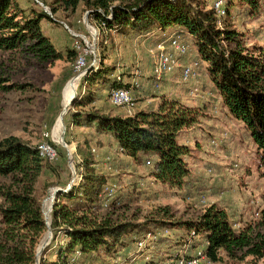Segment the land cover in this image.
<instances>
[{
    "label": "rangeland",
    "instance_id": "1",
    "mask_svg": "<svg viewBox=\"0 0 264 264\" xmlns=\"http://www.w3.org/2000/svg\"><path fill=\"white\" fill-rule=\"evenodd\" d=\"M15 1L27 13L30 9H43L50 16L52 20L42 21V32L63 56L59 61L41 62L23 49L11 53L0 52V75L10 83L23 86L10 92H0V141L14 136L31 147L47 145L56 152L57 160L43 162L44 168L34 184L33 195L41 205L43 218L46 219L48 214L47 200L50 196L53 197L55 190L78 186L81 181L78 146L92 154L95 171L106 178L109 184L107 187L113 188L110 195L105 194L107 187L100 194L98 204L101 207L96 211L97 219L113 224L149 222V231L154 235L153 237L147 233L143 240L130 247L129 252L121 253L115 259L101 257L99 261L85 260L77 253L65 264H151V261L155 264H172L174 259L185 257L180 254L181 258H174L180 248L175 246L179 232L168 227L159 229L153 221L176 224L197 220L213 204L225 209L235 229L259 219V212L264 209V165L259 161L256 144L247 133L245 125L226 112L216 89L208 76L204 75L206 63L199 57L189 36L178 32L161 33L163 40L154 45V36L148 38L121 35L105 27L100 28L98 22L88 17V11L82 3L72 11L65 10L57 0ZM219 1L222 0H194V3L205 9L216 10ZM133 2L134 0H113V5L121 6ZM227 5L225 0L221 6L223 16L220 14L219 17L225 16L226 8L229 9L230 16L225 18V22L221 21L220 27L230 24V30L234 29L243 35L247 47L257 46L264 53V0L256 10L237 3ZM53 8L55 12L52 11ZM74 34L84 37L81 46L87 49L88 55L83 57L84 68L77 65L76 57L70 59L66 54L67 50L74 48L75 55L82 57L81 49L75 43H80V40ZM174 37L187 47V57L197 58L195 61L181 65L180 59L186 55L177 53V57L169 46V41ZM159 45L163 46L164 53L173 52L178 59V66L172 74L180 71V81H169L174 86V91L169 95L176 97L182 104L201 109L197 123L184 129L177 137L179 145H186L193 150L184 158L191 173L181 188L162 185L153 180L151 173L155 167L154 156H143L138 161L124 156L110 135H98L92 127L74 125L69 112L74 111L71 101L78 95L95 96V102L87 106L86 111L97 110L104 114L130 116L145 107L156 108V102L149 99L155 96L160 100L163 96L162 89L149 96V99L139 96V100L134 101L132 95L131 108H117L108 103L106 89L88 88L84 79L89 67H112L113 77L125 82L130 80L133 76L131 73L134 72L128 88L132 94L133 84L138 83L135 88L140 86L136 79L140 72L134 69L138 66L142 72H152L157 89L160 81L166 78L164 75L158 80L154 72ZM196 62L198 66L193 69V78L183 83L180 69L190 65L193 68ZM76 69H83L84 76L77 73ZM201 70H204L203 73ZM80 74L81 78L78 77ZM69 75L72 78L67 80ZM197 77L198 83H195L193 80ZM64 144L66 147L63 148ZM146 160L150 161L149 165ZM0 188L15 191L18 186L14 185L12 178L0 177ZM50 223L49 219V226ZM1 227L0 224V231ZM200 245L191 250V254L199 259L200 264H264V257L256 261L251 257H242L238 252L235 258H230L223 250H220L222 261L213 263L202 255L204 245ZM62 246V236L57 235L52 240V233L49 237L46 230L36 249V264H64L57 259V252Z\"/></svg>",
    "mask_w": 264,
    "mask_h": 264
},
{
    "label": "trees",
    "instance_id": "2",
    "mask_svg": "<svg viewBox=\"0 0 264 264\" xmlns=\"http://www.w3.org/2000/svg\"><path fill=\"white\" fill-rule=\"evenodd\" d=\"M236 1L226 0L227 6L237 3L256 10L262 0ZM57 3L72 11L82 3L89 18L98 22L100 28L116 34L148 37L151 33L161 34L173 29L189 36L199 57L206 63L208 79L223 107L230 117L245 125L256 144L259 161L264 165V53L257 46L247 47L243 35L230 30V24L220 27L221 21L225 22L230 16L228 8H224L225 16L220 18L215 10L200 7L194 0H134L121 6H114L113 0H57ZM52 11L55 12V8ZM48 19L52 20L43 9H30L27 13L15 0H0V52L23 49L41 62L62 60L63 56L42 32V21ZM161 40L163 36L156 38L154 45ZM75 53L73 48L66 54L77 60ZM111 68L106 65L100 69L90 68L84 79L88 88L106 89L107 99L112 89H128L132 79L125 82L114 78ZM69 78L72 75L67 80ZM21 87L0 75V92ZM94 102V95H78L73 100L71 108L74 111L69 112L74 125L92 127L98 135H110L120 153L135 161L143 156H154L151 176L155 182L176 188L186 183L191 171L184 158L193 150L179 145L177 137L197 123L200 108L161 96L157 109L117 116L97 110L86 111L85 108ZM77 153L82 170L79 185L58 189L54 198L50 196L47 200L46 221L48 219L49 224L50 219L52 240L57 235L64 240L57 259L65 264L77 253L85 260L115 259L129 252L130 247L143 240L147 233L151 234L150 223L113 224L98 220L99 196L109 184L95 171V162L88 150L77 146ZM43 162L47 163L40 158L36 147L14 136L0 141V177H10L18 186L15 191L0 188V264H36V249L47 230L41 205L33 195ZM107 189L113 188L107 187L105 194ZM259 213L256 222L244 223L238 229L234 228L225 209L215 204L207 207L197 220L176 224L153 221V224L162 230L168 227L178 231L175 246H186L191 251L203 244L202 255L213 263L222 261L220 250L230 258H235L239 252L242 257L257 261L264 257V209ZM180 254L176 252L174 258H181ZM183 254L187 260L195 259L194 255Z\"/></svg>",
    "mask_w": 264,
    "mask_h": 264
},
{
    "label": "bare ground",
    "instance_id": "3",
    "mask_svg": "<svg viewBox=\"0 0 264 264\" xmlns=\"http://www.w3.org/2000/svg\"><path fill=\"white\" fill-rule=\"evenodd\" d=\"M224 1L225 0L219 1L220 4H218L215 7V9H216L215 11L217 12L218 15L222 14L221 16H223V12L221 11V6L224 3ZM169 42H170V45L169 46L172 47V49L175 51L176 54L177 53H181L182 55H184V52L183 51H187V47L185 45H183L179 40H174V41L172 40V41H169ZM162 45H159V47L157 48L158 51H156L157 52V55L155 56L157 64H156V67L154 66L155 68L153 67L154 70H155L154 71L155 72V76H157V79L158 80H160V78L162 76H164V75H170V74H172V72H174L175 68L178 66V59L174 57L173 52L171 51L172 52L171 55H169V53H164V48H163ZM177 57H179L178 54H177ZM76 63H77V65L79 67H83L84 68L85 59L82 58V57H79L76 60ZM197 66H198V63L196 62L193 65V68L190 65V67L187 66V67H184V68L180 69L181 70V81L183 83H186L191 78H193V76H194L193 69H194V67L196 68ZM81 74L84 76V73L83 72H81ZM81 74L78 75V77L81 78L82 77ZM195 74H196V72H195ZM130 83L132 84V82H130ZM136 83L133 84V88L134 89H135V86L138 85V83L137 84ZM116 93H121V94L127 93V96L125 98V103L124 104H119V102H117V95H115ZM132 99L133 98H132L131 92L128 91V89H125L124 87H123V89H120L119 88V89H112V90H110L109 102L114 107L123 108L125 106V107H128V108H131L133 106ZM37 148H38V153H39L40 158L43 161H45V162H48L47 161V156H46V150H49L50 151V159L57 157L54 148H51V147H49L47 145H42V146L37 147ZM106 193L108 195H110L112 193V189H107V192ZM54 196H55V194L53 195L52 199L54 198ZM139 245H140V247H142V244H139ZM177 264H200V261L197 258L190 259V260H187V259L183 258V259L177 261Z\"/></svg>",
    "mask_w": 264,
    "mask_h": 264
},
{
    "label": "crops",
    "instance_id": "4",
    "mask_svg": "<svg viewBox=\"0 0 264 264\" xmlns=\"http://www.w3.org/2000/svg\"><path fill=\"white\" fill-rule=\"evenodd\" d=\"M175 31L176 30H173L172 29V30H166L164 32L167 33V34H172V33H175ZM181 35H183V34H181ZM151 36H154V40H156V38H159V36H162V34H160V33H151V34L148 35V38H150ZM196 59L197 58H192L191 56L190 57H184V58H181L180 59V63H181V65H187V64L191 63L192 61H195ZM134 69H138V71L140 72V76H137L136 79H137L138 82H140L139 84L141 86V89L131 90L132 91V95L135 98V101H138L139 100V98H138L139 96H142L141 98H144L145 97V98L149 99L148 98L149 96L151 97V95L155 94L158 90H161V89L163 90L161 92V94L164 97L168 98L167 95H169L170 92H173L174 91L173 90L174 89V86L169 81H171V80L180 81L179 80V78H180V71H176L172 75H166V76H164L166 78H164V80H161L160 83H159V85H158V88L155 89V84L156 83H155L154 79L152 78V72L151 71L149 73L142 72V71L139 70V67L138 66H136V68H134ZM203 71L204 70H201L202 73H203ZM132 75H133L132 76V78H133L134 77V73ZM204 75L207 77V73L206 72L204 73ZM193 81L195 83H198V77H197V79H195ZM169 98H173V99L178 100L176 97H173V96H170ZM149 100L151 102H156L157 105L159 103V99L158 98H155V96L154 97L152 96V98L149 99ZM145 109H147V107H145L143 110H145ZM154 109H157V108H154ZM111 139L113 140L112 137H111ZM186 248H187L186 246H184L183 248H180L177 251V253H182L183 254V252H185V254L187 253V254L190 255L191 254V251H188ZM185 249H186V251H185Z\"/></svg>",
    "mask_w": 264,
    "mask_h": 264
},
{
    "label": "built area",
    "instance_id": "5",
    "mask_svg": "<svg viewBox=\"0 0 264 264\" xmlns=\"http://www.w3.org/2000/svg\"><path fill=\"white\" fill-rule=\"evenodd\" d=\"M44 9L46 10L45 7H44ZM74 36H75V37H78V39L80 40V41H79L80 43H78V42H75V43H76V44L80 47V49H81V55H82V58L85 57V56H88V55H87V49H84V48L81 46V44L83 43L84 37H83V36H80V35H77V34H74ZM177 37H178V36H177ZM177 37H174L173 41H174V40H177ZM149 49H151V47H150ZM183 52H184V55H186V57H187L188 52H186V51H183ZM168 53H169V55H171L170 51H168ZM80 61H81V60H80ZM201 66H202V65H201ZM76 70H77V73H81L83 69H76ZM115 95H117V102H119V104H124V103H125V98H126V96H127V93H123V94H121V93H116ZM46 156H47V161H48V163H51V162H54V161L57 160V158H51V159H50V151H49V150H46ZM149 163H150V162L147 161V164H148V165H149ZM173 264H177V259H174Z\"/></svg>",
    "mask_w": 264,
    "mask_h": 264
},
{
    "label": "water",
    "instance_id": "6",
    "mask_svg": "<svg viewBox=\"0 0 264 264\" xmlns=\"http://www.w3.org/2000/svg\"><path fill=\"white\" fill-rule=\"evenodd\" d=\"M90 69V67L87 69V70H89ZM71 102H73V101H71ZM63 148L64 147H66V145L64 144V146H62ZM66 149V148H65ZM58 190H55V194H56V192H57ZM53 207V206H52ZM52 211V210H51ZM43 220H44V222H45V224H46V226H47V232H48V234H49V237L51 236V231H50V229H49V224H48V222L46 221V219L45 218H43ZM36 255H37V252H36Z\"/></svg>",
    "mask_w": 264,
    "mask_h": 264
}]
</instances>
